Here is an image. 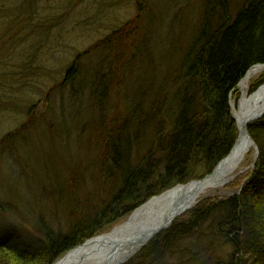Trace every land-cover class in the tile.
<instances>
[{"label":"trees","instance_id":"obj_1","mask_svg":"<svg viewBox=\"0 0 264 264\" xmlns=\"http://www.w3.org/2000/svg\"><path fill=\"white\" fill-rule=\"evenodd\" d=\"M118 1L101 2L97 14L120 6ZM12 2L0 0V29L13 33L0 36L2 44L10 42L9 53L0 51V66L5 67L0 91H10L0 92L6 104L15 101L8 97L14 91L20 94L17 99L31 98L33 88L40 91L38 73L45 70L48 77L52 72L43 67L52 56L42 51V42L59 19L41 15L47 10L41 0H18L17 10L7 12ZM235 2L230 10L233 0H198L190 10V1L171 6L170 0H129L125 3L134 11L129 18L122 24L112 19L107 33L77 53L37 104L27 106L21 130L46 115L29 111L46 106L51 92L59 94L54 124L63 128L60 135L68 142L84 137L90 156L85 166L71 161L68 169L61 209L65 230L42 221L30 238L4 226L0 264H54L72 247L108 232L152 196L209 174L228 154L237 136L230 97L237 100V84L249 68L264 64V0ZM66 5L62 0V11ZM29 36L35 39L31 47ZM262 84L264 72L250 81L249 93ZM51 125L45 124L46 129ZM248 132L258 149L254 167L223 187L229 195L217 190L199 198L136 259L155 263L165 255L184 264H264V115L249 124ZM10 138L20 139L15 133L4 136ZM87 173L91 188L79 182L78 176ZM191 235L197 240L182 247ZM218 248L221 258L215 254Z\"/></svg>","mask_w":264,"mask_h":264},{"label":"rangeland","instance_id":"obj_2","mask_svg":"<svg viewBox=\"0 0 264 264\" xmlns=\"http://www.w3.org/2000/svg\"><path fill=\"white\" fill-rule=\"evenodd\" d=\"M65 1L67 5L64 11L60 8L62 0H47L45 4V0H41L39 4L47 8L41 15L50 16L53 14V16L59 18L49 30L48 39L42 42V45L45 46L42 47V51L52 56H47L44 59L43 67L50 68L52 72L48 77H45V70L38 73L41 79L39 82H42L39 85L40 91L38 92L36 88H33L35 95L30 91L31 98L29 99H17L16 97L20 94L14 91L11 93L12 96L8 95L9 98L15 99L12 104L9 101L6 104L3 98L0 99V225L3 227L5 225L8 230L21 231L24 236L28 234L30 238L35 237L37 225L42 221L51 225L53 230H65V225L61 221L63 217L61 209H63L65 199L64 192L67 185L68 169L71 167V161H74L73 164L78 165L79 168L85 166L88 163L87 157L90 156V152L87 145L81 142L84 137L74 136L72 141L68 142L64 135H60L64 132L62 131L63 128L59 130V127L54 124L58 122L59 98H61L59 94L53 91L46 106L39 107V109L32 107L35 112L29 111L30 115L34 116L36 111L38 116L44 113L46 115L32 122L28 128L21 130L22 125L26 124L27 106L37 104V100L41 99L61 78L64 67L77 53L86 50L107 33L106 30L109 28L112 19L117 18V23L121 22L122 24L134 12L132 5H126L129 0H119L118 2H121L120 6L105 8L100 14H97V10L101 2L108 5L109 0ZM189 1L191 10V7L197 4L198 0H170V5L174 6L175 3L179 5L182 2ZM17 3L18 0H13V6H6V11L8 12L9 9H12L11 11L17 10V7H19ZM235 4L236 2L233 0L230 10L233 9ZM14 14L18 13L14 12ZM9 18L11 19L12 16ZM6 26L7 28L10 27L9 22L6 23ZM188 30L189 25L183 30L182 36ZM5 31L6 29L0 31V36L8 38L13 35V33H6ZM28 40L27 46L31 47L35 39L33 36H29ZM18 42V38H16V41H14L15 48H17ZM9 43L6 39L4 44L0 42V51L9 53ZM22 45L25 46V44ZM7 59L8 57L5 58V60ZM59 59H61V63H59ZM4 68V66H0V76ZM262 71L254 76L252 80L263 73ZM16 78L19 79L20 77ZM30 79L32 85L37 83L32 77ZM5 82L10 83L9 81ZM27 90V88H24V91ZM5 92L1 93L8 94L10 91L6 88ZM24 98H26V95ZM50 121H52L54 127L51 125L52 128L49 131L46 129L45 124L50 125ZM56 126L58 129H55ZM8 133L19 134L20 139L17 142L11 138V141L10 139L5 140L4 136ZM251 152L252 148L245 154L241 164L242 167H250L253 161ZM78 177L83 186L92 187L91 177L88 173ZM218 190V194L222 196L230 194L228 190ZM215 193L216 190H211L201 197L214 195ZM196 240V235H191L183 241L182 247L186 248ZM9 241L14 243L13 239L9 238ZM221 251L218 248L215 253L220 258L223 254ZM138 254L128 262L133 264L140 262L141 264H184L179 263L177 259L167 258L165 255L155 263H151L153 261L144 262L140 260L139 256L136 259Z\"/></svg>","mask_w":264,"mask_h":264},{"label":"bare ground","instance_id":"obj_3","mask_svg":"<svg viewBox=\"0 0 264 264\" xmlns=\"http://www.w3.org/2000/svg\"><path fill=\"white\" fill-rule=\"evenodd\" d=\"M262 70L263 65L250 68L238 84L240 99L237 104H232V115L239 129V151L215 169L206 186L204 184L201 187L192 182L155 195L108 236L84 245L77 252L72 251L64 261L56 264H122L141 249L151 239L153 232L171 219L172 215L186 212L200 196L228 185L236 174L242 176L247 170L241 166L243 158L252 147L251 141L244 134L243 124L256 120L264 113V85L252 94L247 89L251 79ZM245 117L247 120H244Z\"/></svg>","mask_w":264,"mask_h":264},{"label":"water","instance_id":"obj_4","mask_svg":"<svg viewBox=\"0 0 264 264\" xmlns=\"http://www.w3.org/2000/svg\"><path fill=\"white\" fill-rule=\"evenodd\" d=\"M263 115H264V113L261 114V115L259 116V118H261ZM259 118H258V119H259ZM232 119H233V117H232ZM245 119L247 120V117H245L244 120H245ZM233 120H234V119H233ZM248 123H249V121H246V122L243 124V131H244V134L247 136L248 140L251 141L252 146H253L254 148H256L254 141L250 138V136H249V134H248V131H247V125H248ZM236 127H237V130H238V136H237V138H236V140H235V142H234L232 148L230 149L229 153H228V154H227L222 160H220V162L216 165V167L212 170V172H211L210 174L206 175V176L203 177L201 180H198V181H192V182H195V183L199 184L201 187H202V185H204V184H205V186H206V184H208L209 181H210V179L212 178V174H213V172L215 171V169L218 168L219 166H221L224 162H226L227 160H229L231 157H233V156L239 151V147H238L237 145H238V142H239L240 136H239V129H238L237 123H236ZM233 178H235V176H234ZM192 182H189L187 185H189V184L192 183ZM181 208H182V206H181L178 210H180ZM187 209H188V208H187ZM181 214H182V213H175L174 215H172V216L170 217L171 219L167 220V222H166L165 224H163V225L160 226L158 229H156V230L153 232V235H152V236H154V235H156L158 232H160V231L166 229V228H167V227H168V226H169V225H170V224H171L176 218H178ZM109 234H110V233L105 234V235H102V236H100L99 238L97 237V238L94 239V240L92 239L91 241L89 240V241H87L85 244H83L82 246L75 248V249L73 250V252H77V251H79L80 248H82L84 245H86V244H88V243H91V242H93V241H95V240H99L101 237H106V236H108ZM149 240H150V239H149ZM69 254H70V253H69ZM65 259H66V258H65ZM62 261H64V259H63ZM62 261H61V262H62Z\"/></svg>","mask_w":264,"mask_h":264}]
</instances>
